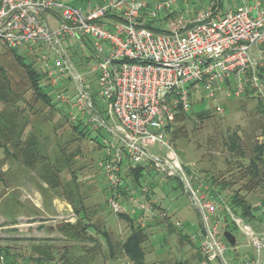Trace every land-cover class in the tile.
<instances>
[{
  "label": "built area",
  "instance_id": "built-area-1",
  "mask_svg": "<svg viewBox=\"0 0 264 264\" xmlns=\"http://www.w3.org/2000/svg\"><path fill=\"white\" fill-rule=\"evenodd\" d=\"M189 0H0V46L33 55L73 121L102 137V170L109 185L106 203L115 215L152 214V189L121 193L127 169L149 165L161 180L178 179L199 216L203 264H264V230L233 214L229 204L213 198L211 187L185 166L166 139V126L188 112L197 96L224 113L219 91L243 97L253 92L264 107V0H240L239 8L203 9L194 21L179 14ZM188 13V11H187ZM164 20L163 31L146 27ZM92 50L80 70L72 52ZM85 56V53H84ZM90 57V56H89ZM95 79L96 87L89 81ZM89 77V78H88ZM63 90V89H60ZM166 148L165 157L150 147ZM127 165V167H126ZM126 200V201H127ZM264 218V208L261 210ZM234 225L249 240L252 253L238 257L224 233Z\"/></svg>",
  "mask_w": 264,
  "mask_h": 264
},
{
  "label": "rangeland",
  "instance_id": "rangeland-1",
  "mask_svg": "<svg viewBox=\"0 0 264 264\" xmlns=\"http://www.w3.org/2000/svg\"><path fill=\"white\" fill-rule=\"evenodd\" d=\"M220 2L222 12L240 6V0ZM213 6L215 0H189L181 6L179 14L194 21L199 11ZM17 54L41 70L25 48L18 49ZM91 56V49L84 52L76 48L72 52L73 61L81 69ZM91 77L89 84L95 89V79ZM45 83L49 86L50 104L36 94L25 67L14 54L0 46V246L24 253L32 245L44 247V239H57L54 245L59 248L69 246L71 243L64 241L59 228L70 223L72 215H87L101 230H108L114 241L126 239L129 225L112 213L106 203L109 185L102 170L104 150L98 145L102 137L89 130V133L83 131L85 134L74 130L77 122L71 119L67 105L59 99L61 91L66 86L72 88V83L65 81L61 84L63 88L53 89L46 76ZM218 97L225 110L222 115L215 112L214 102L197 96L192 108L182 113L185 121L175 116L167 124L166 139L185 166L204 179L207 175L215 176L219 183L226 184L223 190L217 187L220 191L217 197L224 202L228 204L239 192L250 205L260 206L264 202V183L254 190H246L244 185L249 177L244 176V168L254 156L255 147L264 143V109L252 94L236 98L227 96L221 88ZM235 136L247 154L246 159L240 160L225 145ZM18 137H21L20 146L14 144ZM150 151L160 157L168 152L159 146L150 147ZM149 171L145 185L152 189L151 202L158 208H153L145 225L151 233L145 245L147 264H203V259L198 257L201 254L199 238H191L200 236V221L187 194L175 179L162 183L151 167ZM153 185H156L154 190ZM127 188L133 190L130 185ZM121 200L131 204L122 197ZM134 207L131 204L130 211ZM23 215H41L44 219L38 222L44 229L37 230L35 227L41 226L36 222L28 226L26 222L30 220L21 219ZM73 218L71 224L78 219ZM170 225L174 233L169 232ZM253 227L263 231L264 223L256 221ZM233 235L237 239L238 257L249 256L252 249L248 238L240 230ZM102 248L103 254L94 264H133L122 255L116 260L110 259L105 242Z\"/></svg>",
  "mask_w": 264,
  "mask_h": 264
},
{
  "label": "trees",
  "instance_id": "trees-1",
  "mask_svg": "<svg viewBox=\"0 0 264 264\" xmlns=\"http://www.w3.org/2000/svg\"><path fill=\"white\" fill-rule=\"evenodd\" d=\"M87 1L91 0H69L72 5L76 6ZM216 7L221 8L220 0H215L214 8ZM164 22V20L151 21L148 22L146 27L155 32H161L163 31L162 28L165 24ZM4 48L11 51L16 60L25 67L26 75L30 80L32 87L35 89L36 94L41 97L45 103L50 104L52 101L50 93L47 92L49 86L45 83L44 72L35 68L34 63H26V58L17 54L18 49ZM82 67V69L80 67L78 68L80 70H84V66ZM258 75L264 83V66L259 69ZM248 94L254 95L253 92H249ZM56 105L58 106L57 103ZM176 116L180 121H185L186 116L185 114H182V112L178 113ZM74 130L79 133H83V131H87V133H89L86 125L81 121L76 123ZM94 140L97 141V139ZM14 144L20 146L21 137L15 139ZM98 145H100V143H98ZM225 145L229 148L231 153L237 155L240 160L247 158L246 152L238 143V136L231 137L225 142ZM3 146L6 147L5 145ZM253 153L254 156L248 159L249 163L244 168V176L249 177V180L244 185V188L248 191L254 190L264 183V143L256 146ZM149 170L150 166L147 165L139 166L136 169L130 168L125 171V175L122 177L123 187H121V193L125 200L128 199V193L125 190L127 186H132L133 190L131 193L139 192V189L143 187L148 179L147 176L150 173ZM205 179L211 187V196L213 198H217V196L220 195V191L217 187H220L223 190V188L226 187V184L219 183L215 176L209 177V175H207ZM175 180L179 188L184 190L182 183L178 179ZM164 185L165 184H163V186ZM154 186L156 185H153V190ZM228 204L234 214L236 213L238 217L242 218L250 225L255 226L256 221L264 223V218L261 214H258L259 211L261 213V210L264 208V202L260 206L253 207L246 201L245 198L239 195V192H237L230 198ZM153 208L158 207L157 205H153ZM76 216L78 217L76 223H68L59 228V232L65 238L64 241H66V243H71V245L68 244L69 246L64 245L62 248H59L54 245L57 239H44V247L41 245H32L30 247V251L29 249H26L27 253L15 252L10 246H0V264H94L97 257L103 254L102 244L104 245V242L110 259L116 260L119 258V255H122L126 256L133 264H147V252L145 245L151 237L150 229H148L150 227L148 225L144 227L141 226L137 222L135 215H118L129 225V233L126 239L118 241H114V237L112 238V234L109 233L108 230H101L99 226L94 224L87 215ZM198 227L200 231V223ZM236 230L237 228L232 224H228L225 227V231L232 234ZM169 232H175L173 225L169 226ZM183 238L185 239L187 236H183ZM198 250L200 249L198 248ZM198 257L202 260L201 254H198Z\"/></svg>",
  "mask_w": 264,
  "mask_h": 264
},
{
  "label": "crops",
  "instance_id": "crops-1",
  "mask_svg": "<svg viewBox=\"0 0 264 264\" xmlns=\"http://www.w3.org/2000/svg\"><path fill=\"white\" fill-rule=\"evenodd\" d=\"M197 214V213H196ZM198 215V214H197ZM136 216V218L138 219V216L137 215H135ZM140 216V215H139ZM73 217H76V215H72V218H71V221L72 220H74V218ZM21 219H25V220H30V222H26L27 224H28V226H32L34 223L33 222H36V223H38L39 224V226H41V227H35L37 230L38 229H44V227H43V225H40V223L38 222V221H41L42 222V220H39V219H44V217H42L41 215H23V216H21L20 217ZM78 218V217H77ZM198 218H199V216H198ZM31 220H36V221H31ZM71 221H70V219H69V222L71 223ZM199 221H200V219H199ZM137 222H138V220H137ZM147 222V221H146ZM139 223V222H138ZM44 241V240H43Z\"/></svg>",
  "mask_w": 264,
  "mask_h": 264
},
{
  "label": "water",
  "instance_id": "water-1",
  "mask_svg": "<svg viewBox=\"0 0 264 264\" xmlns=\"http://www.w3.org/2000/svg\"><path fill=\"white\" fill-rule=\"evenodd\" d=\"M224 236H225L226 240L228 241V243H229L232 247H235V246H236V244H237V239H236V237H235L232 233L226 231V232L224 233Z\"/></svg>",
  "mask_w": 264,
  "mask_h": 264
}]
</instances>
